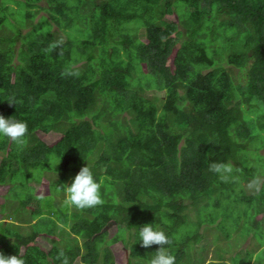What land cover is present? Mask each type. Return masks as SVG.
Instances as JSON below:
<instances>
[{"label":"trees","instance_id":"obj_1","mask_svg":"<svg viewBox=\"0 0 264 264\" xmlns=\"http://www.w3.org/2000/svg\"><path fill=\"white\" fill-rule=\"evenodd\" d=\"M40 1L0 0V115L28 125L23 145L0 135V253L62 264L63 250L69 264H114L108 245L120 241L127 264H149L159 246L142 247L139 231L153 224L175 264H197L187 250L201 224L174 239L193 210L232 189L264 205V189L245 195L247 179L225 183L209 171L213 162L239 167L256 138L262 155L264 0ZM38 11L48 18L32 23ZM86 164L104 203L78 210L64 186ZM44 180L41 196L30 183ZM60 229L69 236L55 237Z\"/></svg>","mask_w":264,"mask_h":264},{"label":"rangeland","instance_id":"obj_2","mask_svg":"<svg viewBox=\"0 0 264 264\" xmlns=\"http://www.w3.org/2000/svg\"><path fill=\"white\" fill-rule=\"evenodd\" d=\"M76 1V0H75ZM99 1V0H96ZM12 8L16 9V6L10 4ZM38 5H45L42 1L38 2ZM47 17L48 14L44 11H38L32 23H36L41 17ZM20 15H18V18ZM157 19L162 17V13H157ZM6 28L10 26L6 23ZM30 29L27 26L23 29V32ZM55 25L52 24V30H55ZM10 30V29H9ZM63 39L64 36H63ZM19 43H17L18 45ZM16 45V46H17ZM221 65L227 67L230 72H232L233 78L243 77L244 71H237L235 67L228 66L225 60H222ZM146 95L148 97H154L155 95H160V98L164 96V91L154 92L147 91ZM105 128L107 125L103 124ZM257 129V135L264 138L263 133ZM256 138L254 142L250 144V148L241 155V163L239 167L234 169V174L241 178L247 179L241 182L245 195L253 194L246 187L247 183L255 176L264 177V167L262 164L264 162V148H262L258 154L254 152V148L257 147ZM3 154L0 152V158ZM254 168V171L252 170ZM46 175L49 172H45ZM30 186L33 187L36 194L41 196L48 195L50 192L49 186L46 180L41 183L32 182ZM7 186H0V206L4 204L6 198L3 195L6 193ZM241 190H234L228 192L229 197H223L222 195L211 197L205 204L200 205L197 210H193L188 216L187 221L184 226L177 229L175 240L184 238L189 235L190 232L197 230L199 224H201V229L199 232L201 234V239L198 243L191 246L189 245V255L193 262L197 264H237L249 263V264H264V205L258 204L257 201L252 203H246L236 199L235 194ZM257 194V193H254ZM64 193V200H65ZM5 199V200H4ZM13 206L16 204L14 199H7ZM7 201V202H8ZM8 204L7 211H10L11 205ZM191 210V209H190ZM6 211V210H5ZM1 218V216H0ZM10 222V220H9ZM202 222L205 224L202 225ZM212 223V224H210ZM108 235L107 240L115 236L117 227L113 223L106 228ZM19 231L25 233L27 227L25 225H20ZM56 236L67 237L68 232L60 229L56 232ZM81 242V240H80ZM36 244L44 249L48 250L50 248L49 242L46 239H38ZM111 250L112 261L114 264H127V259L130 254L128 247L124 246L120 241L108 245ZM247 253L250 257L247 256ZM188 255V258L190 256ZM133 263L137 261L132 259ZM79 264V263H78ZM136 264H145V262L140 261Z\"/></svg>","mask_w":264,"mask_h":264},{"label":"clouds","instance_id":"obj_3","mask_svg":"<svg viewBox=\"0 0 264 264\" xmlns=\"http://www.w3.org/2000/svg\"><path fill=\"white\" fill-rule=\"evenodd\" d=\"M63 41L55 42L51 47L55 48ZM28 132V125L24 121H18L12 118H5L0 115V135L9 138L18 144H25L24 137ZM209 171L218 174L222 182H230L237 179L233 175V165L230 163L213 162L209 165ZM102 181L98 182L94 179L93 172L90 167H82L70 186H64L65 203L75 207L78 210L96 207L102 205L104 200L101 195ZM247 189L253 193H259L264 189V177L255 176L246 185ZM139 237L141 246L149 248L152 245L159 247L155 251V255L150 259L149 264H175V256L166 248L165 245L170 243L168 236L153 224H145L140 228ZM57 259L62 260V264H69L68 257L63 250H60ZM0 264H26L22 256L11 255L5 256L0 253Z\"/></svg>","mask_w":264,"mask_h":264}]
</instances>
